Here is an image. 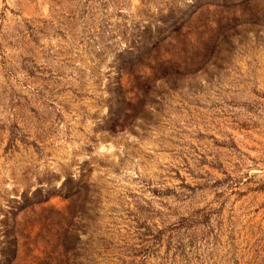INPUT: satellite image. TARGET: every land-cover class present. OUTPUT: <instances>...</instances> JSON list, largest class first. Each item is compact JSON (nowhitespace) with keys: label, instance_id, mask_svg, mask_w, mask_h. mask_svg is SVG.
Returning a JSON list of instances; mask_svg holds the SVG:
<instances>
[{"label":"rangeland","instance_id":"obj_1","mask_svg":"<svg viewBox=\"0 0 264 264\" xmlns=\"http://www.w3.org/2000/svg\"><path fill=\"white\" fill-rule=\"evenodd\" d=\"M0 264H264V0H0Z\"/></svg>","mask_w":264,"mask_h":264}]
</instances>
